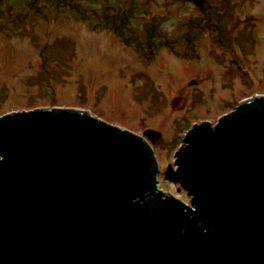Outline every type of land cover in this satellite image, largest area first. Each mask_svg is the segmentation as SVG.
<instances>
[{"label": "water", "instance_id": "1", "mask_svg": "<svg viewBox=\"0 0 264 264\" xmlns=\"http://www.w3.org/2000/svg\"><path fill=\"white\" fill-rule=\"evenodd\" d=\"M159 139L70 109L0 117V264H264V96L185 134L190 204L157 188Z\"/></svg>", "mask_w": 264, "mask_h": 264}, {"label": "rangeland", "instance_id": "2", "mask_svg": "<svg viewBox=\"0 0 264 264\" xmlns=\"http://www.w3.org/2000/svg\"><path fill=\"white\" fill-rule=\"evenodd\" d=\"M80 1L97 11L110 6L101 15L68 9L55 17L45 0L38 20L0 30V117L70 109L136 136L158 132L154 144L146 140L157 188L190 204L174 164L185 134L264 96V0H212L224 17L204 31L189 28L204 16L189 0ZM48 42L59 46L45 51L43 70L39 49Z\"/></svg>", "mask_w": 264, "mask_h": 264}, {"label": "trees", "instance_id": "3", "mask_svg": "<svg viewBox=\"0 0 264 264\" xmlns=\"http://www.w3.org/2000/svg\"><path fill=\"white\" fill-rule=\"evenodd\" d=\"M4 1L5 0H0V30L2 31L7 30L8 32L17 30L18 27L26 24V22H32V21L38 20L39 19L38 17H42L45 14L43 12L45 8H48V6H45L44 4L42 5V2L45 0H17V3H16L17 5H7L4 3ZM48 1L50 2V4H48L50 9L52 8L53 11L55 12L54 14L55 17H57L59 13L61 14L64 11H67L68 13V9H69V12H72L73 10H77V9H80L81 11H84V12L85 10H90L92 13L96 15H101L110 6V5H107V3L106 5L103 4V1H104L103 0L102 9L97 11L95 8H91L83 2L81 3L80 0H48ZM106 1L110 2L108 0ZM222 1L226 3V5L230 4V0H222ZM189 2L193 3L194 6H196L200 11H202L201 12L202 14H204L202 18L197 19L196 21L192 23L191 21L189 22L190 29L192 28L194 30L198 29L199 31L201 30L204 31L205 29H207L206 27H208L211 24L210 19H217L221 21V19H223L224 17V12H222L220 8L221 5L219 3L216 4L212 0L210 1L208 0H189ZM20 5L23 6L22 8H25V10L21 11L23 13H20V10L22 8L18 9ZM212 10H213V14L211 16H213V18L209 16V13L207 14V12H211ZM130 15H131L130 17L126 18L129 22V26L131 25L134 26L135 28H132V29H135L136 31L138 30L140 32L141 28L137 25H134L131 22L133 15L132 14ZM10 24H12V26H9ZM224 42H225L224 44L227 43L226 41ZM219 43L221 42L219 41ZM58 44L57 46L52 45V44L49 45V42L45 44L43 43L41 44L42 46L39 49L40 50L39 57L42 58V61H40V64H42L41 68L43 70H46L45 60H47V57H48L45 51L47 49L49 50L50 48L52 49L53 47H58L59 46ZM51 45L52 47H50ZM151 46L149 45V47ZM38 76L39 75H37V71H36V77L34 79H37Z\"/></svg>", "mask_w": 264, "mask_h": 264}]
</instances>
